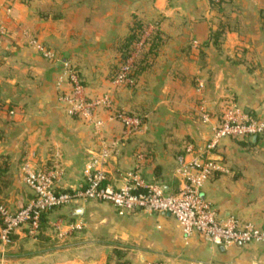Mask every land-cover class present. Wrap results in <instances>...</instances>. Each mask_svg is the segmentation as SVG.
Here are the masks:
<instances>
[{
    "label": "crops",
    "instance_id": "1",
    "mask_svg": "<svg viewBox=\"0 0 264 264\" xmlns=\"http://www.w3.org/2000/svg\"><path fill=\"white\" fill-rule=\"evenodd\" d=\"M133 15L155 22L162 43L127 89L111 81L119 59L112 42L127 34ZM64 61L76 65L87 96L109 93L113 110L140 115V131L123 138L110 110L99 113L98 129L67 115L56 85ZM228 99L264 120V0H0V201L15 210L33 197L22 179L24 162L62 169L57 187L70 190L92 157L102 158L99 167L114 187L130 182L127 173L135 170L176 190V155L187 142L206 141ZM215 158L223 170L202 196L219 217L264 230V131L225 138ZM40 232V245L26 251L18 243L29 234L16 230L11 245L0 247V264H264V242L222 246L197 233L184 238L168 214L119 215L95 200L44 213Z\"/></svg>",
    "mask_w": 264,
    "mask_h": 264
},
{
    "label": "built area",
    "instance_id": "2",
    "mask_svg": "<svg viewBox=\"0 0 264 264\" xmlns=\"http://www.w3.org/2000/svg\"><path fill=\"white\" fill-rule=\"evenodd\" d=\"M34 44L47 58H56L53 53L45 51L40 43L34 41ZM136 57V52H133L119 65L116 74L111 78L115 87L133 88ZM62 64L64 71L57 77L56 85L60 92L59 100L67 115L92 123L98 129L103 123L99 113L110 110V117L119 120L123 125V138L140 131L143 123L140 115L123 109L113 110L109 93L96 98L87 96L77 67L68 61ZM197 85L202 89L204 82L198 79ZM200 115L203 121L209 119L208 113L203 109H200ZM263 131V119L250 116L233 99L225 100L218 116V124L213 127L206 141L203 144L187 142L176 155L174 172L180 184L173 191L164 190L160 184L144 181L135 170L127 173L130 182L114 187L106 182L99 167L102 158L96 157L85 163L83 179L77 187L60 190L56 183L63 173L62 169H45L24 162L21 166L22 179L32 191L33 197L14 211L0 201V243L2 247L10 244L11 235L18 229L26 230L29 235H36L44 213L71 202L89 200L108 203L119 215L141 211L168 214L179 224L184 238L197 233L205 241L222 246L264 242L263 229L250 221L219 217L212 202L201 194L208 179L223 170L215 158L222 140L229 137L249 138ZM119 142L120 139L113 142L112 147L115 148Z\"/></svg>",
    "mask_w": 264,
    "mask_h": 264
},
{
    "label": "trees",
    "instance_id": "3",
    "mask_svg": "<svg viewBox=\"0 0 264 264\" xmlns=\"http://www.w3.org/2000/svg\"><path fill=\"white\" fill-rule=\"evenodd\" d=\"M147 26H148V22L137 17L136 15H133L130 23L128 24L127 34L122 37L114 38L112 42V46L119 53V59L117 65L114 67L112 71L111 78L116 74L119 65L123 63L128 58L130 52L134 50L135 44L137 43L141 34L144 32ZM147 41H148L147 49L145 50V52L141 54L133 70V76L135 79V83L133 87L136 86L137 74L139 73V71H141L146 66L152 64L154 55L162 43V37L160 31H158V29L153 31L152 36L149 37ZM42 217H41V221H42ZM40 228H41V224H40ZM116 264H121V263H116Z\"/></svg>",
    "mask_w": 264,
    "mask_h": 264
},
{
    "label": "rangeland",
    "instance_id": "4",
    "mask_svg": "<svg viewBox=\"0 0 264 264\" xmlns=\"http://www.w3.org/2000/svg\"><path fill=\"white\" fill-rule=\"evenodd\" d=\"M211 2L212 1H215V0H210ZM146 22H148V26L146 27V29L144 30V32L141 34V36H140V38H139V40L137 41V43L135 44V46H134V50L132 51V52H130V54L129 55H131V53H133V52H136V58H135V64L138 62V60H139V57L141 56V54L143 53V52H145V50L147 49V45H148V38L149 37H151L152 36V33H153V31H155L156 30V28H155V22H149V21H146ZM76 66V65H75ZM134 88V87H133ZM20 207H18V208H16L15 210H17V209H19ZM10 210H12V209H10ZM12 211H14V210H12ZM41 229V228H40ZM13 235V234H12ZM11 235V239H12V241H13V236ZM44 234H42L41 232H40V230H39V232L36 234V235H28L27 237H26V239L25 240H22L21 242H19L18 243V245L19 246H21V248H23V247H27V248H25L26 249V251H28L29 249V251H33L34 249H37V245L39 244L38 243V240H39V238H37V237H39V236H43ZM34 239V240H33ZM23 242V244H21ZM54 243H56V244H59V245H65L66 243H67V240L66 239H63V238H61V237H55V240L53 241ZM252 243V242H251ZM50 243H45L44 245H45V247H48V245H49ZM11 245V243L10 244H8V245H6L5 247H2L3 245L0 243V247L1 248H8L9 246ZM17 245V246H18ZM40 245V244H39ZM17 249V248H16ZM28 249V250H27Z\"/></svg>",
    "mask_w": 264,
    "mask_h": 264
}]
</instances>
